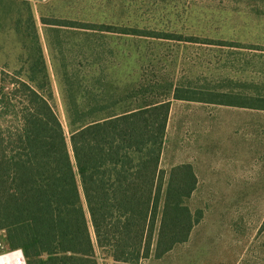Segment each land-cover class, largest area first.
<instances>
[{
    "label": "rangeland",
    "instance_id": "obj_1",
    "mask_svg": "<svg viewBox=\"0 0 264 264\" xmlns=\"http://www.w3.org/2000/svg\"><path fill=\"white\" fill-rule=\"evenodd\" d=\"M256 8L235 0H53L32 9L0 0V91L28 68L38 42L68 136L74 103L107 106L93 114L103 117L136 104L139 83L160 84L162 94L171 84L246 88L264 82V14ZM130 28L183 37L126 34ZM217 102L172 99L161 166L193 164L199 182L189 203L200 219L188 241L142 264H264V109ZM4 234L1 252L9 249ZM98 259L107 262L99 251Z\"/></svg>",
    "mask_w": 264,
    "mask_h": 264
},
{
    "label": "trees",
    "instance_id": "obj_2",
    "mask_svg": "<svg viewBox=\"0 0 264 264\" xmlns=\"http://www.w3.org/2000/svg\"><path fill=\"white\" fill-rule=\"evenodd\" d=\"M235 1L264 14V0ZM35 50L0 91V232L8 251L22 249L27 264H100L98 251L106 264H142L188 241L200 219L189 203L197 173L191 163L161 166L172 99L264 109V82L223 92L171 84L167 94L139 83L136 104L103 117L93 114L107 106L74 103L68 136L39 42Z\"/></svg>",
    "mask_w": 264,
    "mask_h": 264
},
{
    "label": "built area",
    "instance_id": "obj_3",
    "mask_svg": "<svg viewBox=\"0 0 264 264\" xmlns=\"http://www.w3.org/2000/svg\"><path fill=\"white\" fill-rule=\"evenodd\" d=\"M18 251H21L22 254L16 257H13L11 259H7L4 264H27L26 257L23 253L22 249L13 250V251H0V257H8L9 255L18 253Z\"/></svg>",
    "mask_w": 264,
    "mask_h": 264
},
{
    "label": "crops",
    "instance_id": "obj_4",
    "mask_svg": "<svg viewBox=\"0 0 264 264\" xmlns=\"http://www.w3.org/2000/svg\"><path fill=\"white\" fill-rule=\"evenodd\" d=\"M27 1L32 9H38L42 4L52 2L53 0H23Z\"/></svg>",
    "mask_w": 264,
    "mask_h": 264
},
{
    "label": "bare ground",
    "instance_id": "obj_5",
    "mask_svg": "<svg viewBox=\"0 0 264 264\" xmlns=\"http://www.w3.org/2000/svg\"><path fill=\"white\" fill-rule=\"evenodd\" d=\"M21 254H22V252L21 251H18V253L9 255L7 258L6 257H0V264H4L7 259H11V258L16 257V256H19Z\"/></svg>",
    "mask_w": 264,
    "mask_h": 264
}]
</instances>
